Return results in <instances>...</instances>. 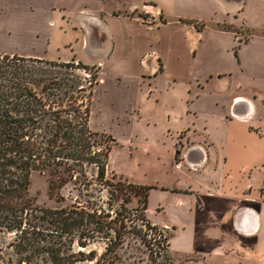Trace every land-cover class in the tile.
Listing matches in <instances>:
<instances>
[{
	"label": "rangeland",
	"instance_id": "rangeland-1",
	"mask_svg": "<svg viewBox=\"0 0 264 264\" xmlns=\"http://www.w3.org/2000/svg\"><path fill=\"white\" fill-rule=\"evenodd\" d=\"M154 1L163 9L158 20L161 24L168 22L169 24L147 33L140 32L134 26L129 30L125 28L120 30L118 21L108 25L107 28H111L113 32L119 30L122 38L119 46L109 57V53L113 51L110 46L99 48L95 45L92 47L84 45L83 35L77 27L72 29L69 26L66 33L47 28L52 21L47 11L52 0H0V57L4 55H10L11 58L25 57L37 53L45 56L46 60L71 62L75 65L80 62L91 67H100V71L98 70L100 86L95 89L97 101L93 108L91 106V111L95 110L98 113L99 110H106L109 102L103 101L100 104L99 95L101 92L102 95L108 87L113 89L118 85L116 89L118 96L127 94V98L123 104L121 101L118 103L119 107L117 106L116 110H125L127 105H131L132 110L138 109L140 112L141 120L131 127L114 126L113 115L108 114L105 118H101L99 114H94L92 129L101 132L100 125H104L116 135L118 141L117 145L113 146V159L103 183H96L97 176L94 171L87 170V182L92 180L96 183H93L90 191L83 192V195L87 192L89 198L80 197L72 184L52 192L49 188L52 179L49 173H34L31 177L27 198L31 200L33 207L62 210L73 207L78 201H86L90 202L89 208H97L98 211H104V215H109L108 221L114 219L116 215L125 219L123 226L112 224V227L124 233L120 240L121 245L114 254L101 258L105 252L106 240L90 239L85 248L74 246L75 263L73 264H96L99 259L98 264H153L152 259H156V250L153 249L151 257L150 251L141 241L145 236L150 238L151 233L147 235L144 231L142 233L136 231L135 234H140L139 238L128 227L131 224L128 220L137 213L130 210L141 209L138 199L133 198L132 203L127 204V209L124 210L121 208L124 204V196L111 191V185L118 183L127 185L119 171L136 184L164 187L149 191L150 198L145 216L153 225L165 228L169 235L164 234L169 238H174L178 234V228L169 224L168 219L189 229V218L184 217L182 220L179 218L178 211L181 210L174 193L205 187L207 181L205 173L189 169L188 162L194 161L195 155L200 156L207 151L214 157H228L233 160L232 163L238 170H254L256 173L254 188L260 183L261 174H263V184L260 190L264 185V173H262L264 172V165L262 166L264 140L250 133L261 136L259 129L253 127L252 123L257 119L264 124V98L259 100L250 94L245 95L246 91L240 89L243 87L247 92L253 93V88L257 87L258 83L254 82L251 75L241 73V67L228 48V41L218 31L234 33L242 41L248 39V33H243L229 24L215 28L211 23L210 10L198 5L205 0ZM134 4H141V0H106V10L110 11L112 7L122 10ZM68 13L73 14V11L69 9ZM114 13L120 15L122 12L114 11ZM127 15L140 17L147 25L154 24L151 17L143 11L135 10L131 15ZM194 16L201 17V26L205 24L199 37L193 31L185 30L178 23L181 17H191L186 20L196 23V20H192ZM163 20L165 23H162ZM40 31L46 32L49 37H45ZM130 36L133 38L130 39ZM147 40L158 45L156 52L159 55L155 59L152 57V50L144 45ZM196 44L197 48H194ZM158 58L165 64V71L154 77L149 71L156 67ZM245 68L252 73L251 65ZM76 73L83 78L90 77V73L83 70H77ZM108 74L117 77L116 80L109 78ZM218 75L223 76L218 77ZM112 91L115 95V91ZM109 98L114 102V96L111 95ZM255 109L256 115L254 114L250 120L233 122V113L244 116L246 110L255 111ZM231 110H238L241 113H231ZM168 130L172 134L169 133V139H166ZM131 139L133 143L130 144ZM158 155L161 157L160 160L157 159ZM172 162L177 166L184 165L176 169ZM239 172L237 171V174ZM216 175L217 179H223L222 172ZM172 187L180 189H172ZM118 196L122 199H117ZM113 234L114 230H111L108 238L114 240ZM6 241L9 243L11 239L7 238ZM175 241H169L168 249L174 264L237 263L232 259H213L208 258L204 253L202 255L200 252L198 254L185 251ZM154 247L158 249L157 246ZM253 264H264V260Z\"/></svg>",
	"mask_w": 264,
	"mask_h": 264
},
{
	"label": "trees",
	"instance_id": "trees-1",
	"mask_svg": "<svg viewBox=\"0 0 264 264\" xmlns=\"http://www.w3.org/2000/svg\"><path fill=\"white\" fill-rule=\"evenodd\" d=\"M182 22L201 30L194 21ZM234 52L237 58V51ZM77 70L89 72L90 77L83 78ZM98 70L99 67L80 62L75 65L20 56L0 57V264H73L74 246L85 248L90 239L106 240L101 258L114 254L121 245L124 233L112 227L125 225L119 215L108 221L109 215L89 208L90 202L78 201L71 208L50 210L33 207L27 198L34 173L51 175L52 192L72 184L82 198H89L87 192L93 183L106 180L108 160L116 142L109 134L90 128ZM159 70L163 71L161 61ZM87 170L94 171L95 182H87ZM126 184L111 185V191L124 196V210L133 198L138 199L141 209L130 210L137 213L128 220L129 230L134 234L151 233L150 238L145 236L141 241L151 257L156 250L153 264H174L168 250L170 238L164 234L168 232L145 216L149 191L155 187ZM84 191L87 192L83 195ZM111 230L114 240L108 238ZM135 235L140 238V234ZM7 238L11 239L9 243ZM99 262L100 259L96 264Z\"/></svg>",
	"mask_w": 264,
	"mask_h": 264
},
{
	"label": "crops",
	"instance_id": "crops-1",
	"mask_svg": "<svg viewBox=\"0 0 264 264\" xmlns=\"http://www.w3.org/2000/svg\"><path fill=\"white\" fill-rule=\"evenodd\" d=\"M196 4H198L197 1ZM198 5H203L210 10L211 23L215 25V28L220 25L229 24L234 28L240 29L243 33H248V39L242 41L240 37H237L234 33L218 31V33L228 41V48L231 50V54L233 52L235 61L241 67V73L243 75H251L254 82L258 83V86L253 88L254 94L252 92H247V89H244L243 87H240V89L243 92L246 91L245 95L250 94L252 97H257L259 100L263 99L264 0H205V2ZM69 9L71 12L73 11V14L75 15L68 13ZM111 9L110 11L106 10V0H52V3H50L47 9L52 21L47 28L58 29L59 32L66 33L69 26L72 29H76L77 27L83 35L82 43L84 45L87 44L91 47L95 45L99 46V48L110 46L113 50L109 53L110 55H108L110 57L121 43L122 38L119 30L113 32L111 28H107L108 25L118 21V24L121 27L120 30H123L124 28L129 30L134 26L137 27L140 32L147 33L154 32L156 28L160 29V27L169 24V22L167 24H161V21L158 20L159 16L163 13V9L160 8L158 3L154 0H141V4L124 7L122 10L113 7ZM135 10L143 11V13L148 14L154 24L147 25L142 22V18H134L127 15H131ZM114 11H116V13H122L118 15L115 14ZM186 19H191V17H181L178 19L180 26H183L185 30L193 31L194 34L196 36L198 34L197 37H199L205 27V24L204 26H201V17L194 16V19H192L196 20V24L201 28L200 31L194 25L182 22V20ZM157 21L159 22L157 23ZM40 33L44 32L40 31ZM44 34L45 37H49L46 32ZM132 38L133 37L130 36V39ZM144 45L152 50L153 59L158 57L159 54L156 52L158 45H154L148 40ZM193 47L197 48V44ZM235 50L237 51V58L235 56ZM25 58L45 59V56L32 53L25 56ZM159 61H161L160 58L157 60L156 67L151 68L149 71L154 77L163 74L165 71V64L161 61L163 71L160 72L158 66ZM248 65L252 66V73H250L249 70H246L245 67ZM219 76L222 77L223 75H218V77ZM109 78L116 80L117 77H112L110 75ZM99 86L100 81L96 88ZM117 88L118 85H115L113 89L108 87L106 91H103L102 95L100 90L101 93L99 92L100 95L98 98L99 103L101 104L103 101H107L109 104L106 110H99L98 113L95 112V110L91 111V130H93L91 124L95 113L97 115L99 114V117L101 118H105L108 114L113 115L112 121L114 122V126L124 125L131 127L141 120L139 110H132V108H130L131 105H127V103V108H124L125 110H116L119 107L118 103L121 101V104H123L127 98V94H120V96H118ZM112 90L115 91V95ZM130 91L131 89H129V92ZM96 95V90H94L92 108L97 101ZM111 95L115 97L114 102L109 98ZM107 97L109 100L106 99ZM129 104L131 103L129 102ZM232 112L241 113L238 112V110H231V113ZM256 112V109L255 111L246 110L244 116L247 117L233 113L234 120H231H233V122H238L236 120L242 119L248 121L253 118L254 114L256 115ZM252 126L259 129L261 136L250 132L249 129L248 131L256 137H259L260 140H264V124L255 119ZM100 127L101 133L109 134L117 143L118 138H116V135L113 134L111 130L105 128L104 125H100ZM169 133L172 134L171 131L168 130L166 133V139H169ZM131 143H133V139H131L130 144ZM212 149L214 151L213 144ZM112 155L113 151L110 153L107 172L111 164L110 162L113 159ZM194 158V161L188 162L189 169L194 172L205 173L207 181L205 187L201 186L195 189L190 188L187 192L174 193V197L178 200L180 205L179 209L181 211H178L180 214L179 218L181 220L184 219V217L189 218L188 225L190 231L187 227H184V225H180L175 221H169L170 219H168L169 224L178 228V234L174 238L171 237L170 242L171 240H176L175 243L178 246H182L185 251H192L194 253L200 252V254L204 253L208 258L236 260V264H253L256 261L259 262L264 260V201L260 198V187L263 184V174H261L262 178L260 183L254 188L256 173L253 169H248L246 171L238 170V168L232 163V159H229L228 157H214L208 154L207 151L206 154H200V156L195 155ZM157 159L160 160L161 157L158 155ZM172 163L176 169L182 168L180 166L184 165L177 166L174 162ZM263 165L264 163L262 166ZM237 171H240L238 173L240 176H238ZM218 172H222L223 179L216 178ZM118 173L125 178L124 181L135 185H141L130 181L120 171ZM141 186L155 187L152 190L163 187L157 188V186L154 185ZM166 188L167 187H165V189ZM176 188L177 187H172V189ZM178 189L180 188H177V190ZM162 191L164 190L162 189ZM165 193L169 194L166 191ZM149 198L150 195L148 197V204Z\"/></svg>",
	"mask_w": 264,
	"mask_h": 264
},
{
	"label": "built area",
	"instance_id": "built-area-1",
	"mask_svg": "<svg viewBox=\"0 0 264 264\" xmlns=\"http://www.w3.org/2000/svg\"><path fill=\"white\" fill-rule=\"evenodd\" d=\"M260 198L264 201V185L262 186L260 190Z\"/></svg>",
	"mask_w": 264,
	"mask_h": 264
}]
</instances>
